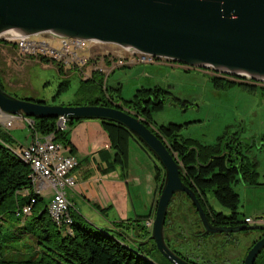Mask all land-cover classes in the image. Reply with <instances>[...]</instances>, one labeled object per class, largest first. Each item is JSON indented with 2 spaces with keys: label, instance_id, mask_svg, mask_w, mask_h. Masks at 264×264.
<instances>
[{
  "label": "water",
  "instance_id": "1",
  "mask_svg": "<svg viewBox=\"0 0 264 264\" xmlns=\"http://www.w3.org/2000/svg\"><path fill=\"white\" fill-rule=\"evenodd\" d=\"M5 31L24 37L49 32L59 38L110 43L193 68L264 82V0H0V34ZM0 113L31 122L34 117L101 119L126 128L163 169L149 238L170 264H192L164 240L167 207L175 194L187 196L203 234L264 230V223L211 224L193 191L180 180L181 165L129 111L99 104L49 105L17 98L0 87ZM252 218L264 219V215ZM262 248L264 234L246 250L241 264H253Z\"/></svg>",
  "mask_w": 264,
  "mask_h": 264
},
{
  "label": "rangeland",
  "instance_id": "2",
  "mask_svg": "<svg viewBox=\"0 0 264 264\" xmlns=\"http://www.w3.org/2000/svg\"><path fill=\"white\" fill-rule=\"evenodd\" d=\"M0 39L5 41L0 42V84L6 93L17 98L39 100L49 105L87 104L95 98L102 97V94L105 95L99 91L95 80L87 83L80 81L89 78L93 70H98L103 74V85L120 84L121 96L124 98L130 97L137 87L157 84L178 99L185 100V105L165 104L161 110L152 112V122L155 125L189 122L179 129L180 135L201 143H213L221 134L222 144L233 135L238 137L239 147L247 156L248 167L254 168L257 173L253 179L263 185H248L239 181L233 185L232 188L238 194L235 220L243 221L244 217L264 215L263 95L257 91L247 92L238 87L215 90L208 82L205 85L206 75L201 69L186 70L185 65L177 62L174 64L162 62L158 65L146 63L119 65L118 60L130 63V52L110 43L87 41L83 48L75 49V55H72L61 49L60 38L49 32L27 36L32 46L29 53L21 51L13 36L9 34H1ZM42 45L46 46L45 51L41 49ZM51 48L55 49V53L48 51ZM40 55L52 60L44 63L40 61ZM81 60L83 61L80 62ZM58 67L61 69L60 73L57 72ZM207 71L211 72V69L207 68ZM63 79H68V86L55 95L58 83ZM15 120L8 126L0 124V136L2 138L11 136L22 145H27L30 141L28 118H22L21 122ZM130 143L127 159L128 155L131 160L134 157L140 163L142 171L151 175L153 183L154 156L135 141L131 140ZM51 193L49 188H44L40 190L39 196L46 203ZM204 195L207 205L213 211L228 214V211L213 199L210 191H205ZM21 199V195H18L19 206ZM170 203L171 201L168 207ZM173 205L171 203L170 207ZM10 211L12 212L3 213L0 219L2 258L15 260L38 255L37 230L30 226L32 214H24L21 211L18 215L15 214L14 203ZM191 228L196 229V226L192 225ZM232 236L241 239L243 235L241 231H237L233 232ZM137 241L127 242L136 247L141 240ZM143 247L148 249L150 244L145 243ZM245 248L246 244H238L234 251L241 256ZM149 256L156 264H166V260L158 251L151 250ZM229 258L228 264H233L234 257ZM253 264H264V248L258 252Z\"/></svg>",
  "mask_w": 264,
  "mask_h": 264
},
{
  "label": "trees",
  "instance_id": "3",
  "mask_svg": "<svg viewBox=\"0 0 264 264\" xmlns=\"http://www.w3.org/2000/svg\"><path fill=\"white\" fill-rule=\"evenodd\" d=\"M0 42L5 41L0 39ZM39 58L44 63L52 60L43 55ZM57 72H61L60 67ZM94 80L98 84L99 91L105 95L102 94V97L95 98L87 104L119 107L139 117L181 165L183 175L179 173L180 180L193 191L206 217L213 225L243 223L235 220L238 194L232 187L238 181L248 185H263V183L255 182L253 179L257 173L254 168L248 167L247 156L238 151L240 149L238 137L232 136L223 144L221 143L223 135L217 136L213 143H201L193 138L182 137L179 133L181 124L169 122L165 125H155L151 113L161 110L165 104L185 105V100L178 99L170 91L159 86L137 87L130 97L124 98L121 96L120 84L103 85V74L98 70H93L89 78L80 81L87 83ZM210 80L212 87L217 89L238 87L247 92L257 91L264 96V86L250 81L238 82L218 76H211ZM68 82V79L61 80L55 95L63 91L68 86ZM0 87L2 88L1 84ZM32 119L29 126L31 132L40 135L52 133L54 141L67 147L69 154H74L89 141L107 140L114 151L111 164L118 168L121 177L127 173L129 140L132 139L150 153L126 128L112 121L89 118L67 119L65 121L67 130L61 131L56 129V118ZM16 146L12 145L10 137L0 136V219L3 213L12 212L10 208L13 203L16 205L17 215L23 206H29L28 214H32L30 226L37 230L38 255L25 259H3L0 232V264H156L149 256L151 250L157 251L149 235L145 241L140 242L136 247H131L124 243L121 237L94 228L81 220L80 216L72 214L69 209L68 223L53 222L47 214L46 203L31 189L30 169L13 151ZM225 149L226 151H223ZM221 151L223 154H220ZM153 168V181L157 187L156 192L159 193L163 169L156 159ZM22 190L26 192L23 193ZM207 190L211 192L213 199L228 211V214L213 211L207 205L204 195ZM18 195L22 198L20 206ZM145 243H149L150 248L144 249ZM165 262L170 264L167 260Z\"/></svg>",
  "mask_w": 264,
  "mask_h": 264
},
{
  "label": "crops",
  "instance_id": "4",
  "mask_svg": "<svg viewBox=\"0 0 264 264\" xmlns=\"http://www.w3.org/2000/svg\"><path fill=\"white\" fill-rule=\"evenodd\" d=\"M16 120L21 122L22 118L17 117ZM0 124H3L2 120ZM11 140L12 145H22L17 139L11 138ZM131 140H129L128 147ZM62 152L69 154L67 147ZM113 153L114 151L107 140H95L89 141L74 154H71L77 161V165L72 171L75 184L72 188H63V192L70 203L69 210L72 214L80 216L81 220L91 224L94 228L109 231L121 237L124 243L131 246L127 241L134 243L141 240L140 242H143L149 235V230L144 227L143 221L151 219L153 216L158 196L157 187L154 181L152 183L151 175L143 172L140 163L134 157L131 160L129 155L127 173L121 177L118 168L111 164ZM146 180L149 181L146 182ZM143 181L146 184H143ZM44 188L49 187L43 186L42 189ZM174 198H171V203L174 202ZM184 204L185 210L181 212L178 210L180 216L174 217L175 221L172 220L173 217H168L166 214V225L175 227L179 222L183 224V214L185 213L192 216L186 202ZM181 213L183 214L181 215ZM228 248L234 250L231 246ZM216 254H213L214 259L223 264H228L229 257H234L233 264H237L241 257L238 253L231 256L226 252Z\"/></svg>",
  "mask_w": 264,
  "mask_h": 264
},
{
  "label": "built area",
  "instance_id": "5",
  "mask_svg": "<svg viewBox=\"0 0 264 264\" xmlns=\"http://www.w3.org/2000/svg\"><path fill=\"white\" fill-rule=\"evenodd\" d=\"M14 41L17 43L18 48L29 53L32 49L27 37L15 36ZM87 41L74 38H60V48L66 52L75 55L74 50L83 48ZM42 50H46V46H41ZM72 50V51H69ZM51 53H55V49H50ZM130 52V63L139 62L145 58L150 57L147 54H142L134 50H128ZM81 60L80 62H82ZM121 63V60H118ZM264 84V82H259ZM2 123L6 126L17 117L5 116L1 114ZM24 119V118H23ZM65 119L62 117L56 118V129L61 131L67 130ZM29 126L31 121L28 119ZM63 147L53 139V134L48 133L45 135L37 134L30 131V141L27 145H17L13 151L20 157L30 169V184L34 193L39 194L43 186H48L52 193L50 199L46 202V209L49 218L59 224L61 222L68 223L70 221L67 210L70 207L69 201L65 198L63 188H72L75 184V178L72 175L73 169L77 165L76 159L71 154H63ZM25 193V190H22ZM21 212L24 214L29 213V206L25 205L21 208ZM244 224L264 223L263 218L253 219L244 217ZM144 227L148 230L151 226V219L143 221Z\"/></svg>",
  "mask_w": 264,
  "mask_h": 264
},
{
  "label": "flooded vegetation",
  "instance_id": "6",
  "mask_svg": "<svg viewBox=\"0 0 264 264\" xmlns=\"http://www.w3.org/2000/svg\"><path fill=\"white\" fill-rule=\"evenodd\" d=\"M162 62H172L174 64L176 61L168 60L165 58L150 56V57L145 58L144 60L139 61V62H133V63H129V64L121 62L119 65H128L129 66V65H132L135 63H146V64H157L158 65V64H161ZM177 63H180V62H177ZM180 64H182V63H180ZM182 65H185V64H182ZM184 68L187 70V69L193 68V67L185 65ZM195 69H201L203 71V73L206 75L205 85L208 82V85L215 90H221V89H217V88L212 87V83L210 80L211 76H218V77L223 78V79L238 81V82L239 81H250L252 83H255L256 85H262L259 82H255V81L249 80V79L244 78V77H237V76H233V75L222 74V73H218V72H215L212 70H211V72H208L207 68H195ZM156 71H158V70H156ZM153 86L162 87V86L157 85V84L152 85L150 87H153ZM188 123L189 122H185V123H182L181 125L186 126ZM234 150H236V149H234ZM223 151H226V149ZM238 151L243 153L241 151V149H239ZM173 197H175V198L177 197V198L176 199L174 198V202H173L174 205L172 208L167 207V213L166 214H168V217L169 216H171V218L173 217L172 220L175 221L174 217L179 215L178 210H180V212L182 210H185L184 209V205H185L184 202H186V204L188 205V209L191 210L192 216H190L188 213H185V214L181 213V215L183 214V216H184L183 217L184 222L182 221L183 224H181L179 222L177 225H175V227L173 225L172 226L169 224L166 225L164 223V232H163L164 240H165L167 246L175 254H177L179 257L186 260L187 262H190L192 264H223V263H220L219 261H217L216 259H214L213 254L217 255L216 253H218V252L219 253L220 252H226L231 256L235 253V251L230 250V248H228V247L231 246L232 249H234V247L238 246V244H246V248L244 250V253H243V255H241V257L238 259V262H237V264H241L246 250L250 247V245L254 241H256L258 238H260L264 234V230H243V231H241L242 235H243L241 239L235 238L234 236H232V233H230V234H223V233H214V234L205 233V234H203L202 233L203 228L201 227L200 222L198 220V217H197V215L193 209L192 204L188 200L187 196L183 193H179V194H175ZM211 224H213V223H211ZM192 225L196 226V229H192L191 228ZM214 225H227V224H214ZM215 235H217V237L218 236L221 237V239L219 237L217 238Z\"/></svg>",
  "mask_w": 264,
  "mask_h": 264
},
{
  "label": "bare ground",
  "instance_id": "7",
  "mask_svg": "<svg viewBox=\"0 0 264 264\" xmlns=\"http://www.w3.org/2000/svg\"><path fill=\"white\" fill-rule=\"evenodd\" d=\"M1 34H9V31H5V32H3V33H1ZM1 34H0V35H1ZM9 35H11V36H13V37H15V36H20L18 32L10 33Z\"/></svg>",
  "mask_w": 264,
  "mask_h": 264
}]
</instances>
